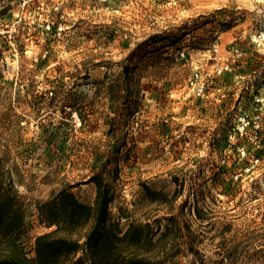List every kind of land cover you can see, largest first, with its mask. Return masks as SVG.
<instances>
[{
	"label": "rangeland",
	"instance_id": "374dc122",
	"mask_svg": "<svg viewBox=\"0 0 264 264\" xmlns=\"http://www.w3.org/2000/svg\"><path fill=\"white\" fill-rule=\"evenodd\" d=\"M0 167L29 256L36 202L102 172L115 217L172 208L177 264H264V0H0Z\"/></svg>",
	"mask_w": 264,
	"mask_h": 264
},
{
	"label": "trees",
	"instance_id": "16d2710c",
	"mask_svg": "<svg viewBox=\"0 0 264 264\" xmlns=\"http://www.w3.org/2000/svg\"><path fill=\"white\" fill-rule=\"evenodd\" d=\"M86 183L95 185L92 203L81 200L71 185L36 202L39 221L51 230L35 237L33 255L29 256L23 244L29 228L27 205L0 167V264L178 263L182 228L172 208H166L171 214L164 218V230L160 218H134L121 208L115 217L110 205L116 192L104 173H93ZM143 189L152 202L166 206L177 198L176 192L169 198L148 184Z\"/></svg>",
	"mask_w": 264,
	"mask_h": 264
}]
</instances>
